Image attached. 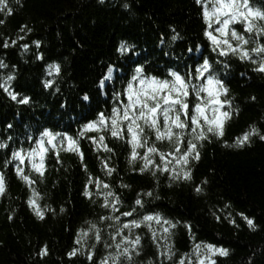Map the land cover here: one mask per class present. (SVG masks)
<instances>
[{
    "label": "trees",
    "instance_id": "obj_1",
    "mask_svg": "<svg viewBox=\"0 0 264 264\" xmlns=\"http://www.w3.org/2000/svg\"><path fill=\"white\" fill-rule=\"evenodd\" d=\"M7 2L13 14L0 12V21H5L0 23V61L7 64L6 68H0V84L14 75L11 89L21 97H30L31 102L24 105L13 101L0 88V143L9 145L0 149V170L6 172L7 181V192L0 197V264H93V261L100 264L105 257L115 255V243L121 238H110L108 233L114 234L115 229L108 226L110 222L102 221L104 215H113L110 209L101 207L104 193L109 190L124 201L121 211L130 210L139 193L154 192L158 198L143 197L145 213H160L180 223L169 237L176 252L174 261L187 255L186 264H190L195 259L192 254L195 244L203 242L229 250V256L215 258L217 264H264V140L253 136L243 148L224 146L236 145L237 138L252 128L264 134V74L254 70L255 64L236 56H217L205 35L208 26L202 3L198 0ZM250 4L264 9V0H250ZM211 7L209 4L210 10ZM24 25L28 30L22 32ZM232 27L243 33V24ZM176 33L180 38L173 41ZM20 36L26 38L19 40ZM5 40L9 44L18 43L4 48ZM36 41L40 42L39 47ZM122 43L132 46V50L121 55L118 49ZM201 57L212 62L227 59L230 68L224 79L230 89L228 98L239 113L225 125L222 139L203 145L200 161L191 165L192 182L173 181L170 173H158L157 177L141 174L143 161L130 163L131 144L112 138L110 133L105 134V143L112 152H105L103 147L97 151L98 145L85 138L79 140L83 163L76 153L61 149L59 158L54 150L49 151L43 178H37L26 165L25 172L37 181L31 187L6 163L11 160L12 150L35 148V141L44 129L79 139L78 132L84 124L97 119L100 112L110 114L111 90L121 91L138 64L145 67L149 76L165 79L169 70L183 75L186 66L192 69L202 63ZM55 64L60 65V73L50 75L49 66ZM113 66L121 70L117 73L120 79L106 81V87L101 89L100 81ZM47 81L55 83L48 88ZM85 95L89 100L83 99ZM9 124L13 127L9 128ZM29 137L35 139L29 142ZM157 146L161 151L170 150L166 144ZM144 151L139 150L141 155ZM104 161L117 170L111 176L106 175ZM157 162L162 163L158 158ZM172 166L180 168L175 162ZM89 179L108 183L111 189L101 187L97 195L93 184L90 189L93 198L89 200L84 196ZM206 179L209 181L206 194L197 195L195 187ZM34 191L38 194L35 197ZM33 198L45 212L43 220L28 204ZM241 214L253 219L255 228H249ZM229 215L235 219V225ZM121 219L127 222L129 218ZM93 223L104 230L103 242L95 244L89 237L86 251L70 258L68 253L80 247L76 244L80 230L87 231ZM186 224L192 225L191 233L184 227ZM134 231L144 239L142 254L134 258L133 264H160L159 252L167 251L165 241H153L151 233L143 228ZM159 232L162 228L158 229V238ZM45 245L48 255L40 259L37 252ZM93 245L96 255L89 261ZM164 264L170 262L165 260Z\"/></svg>",
    "mask_w": 264,
    "mask_h": 264
},
{
    "label": "snow or ice",
    "instance_id": "obj_2",
    "mask_svg": "<svg viewBox=\"0 0 264 264\" xmlns=\"http://www.w3.org/2000/svg\"><path fill=\"white\" fill-rule=\"evenodd\" d=\"M20 3V0H16ZM204 8L203 16L208 30L205 35L213 45V51L218 57L230 58L238 57L240 60L251 62L256 65V72L264 74V9L255 8L250 4V0H198ZM211 4V10L209 9ZM0 12H6L8 15L13 14V9L8 6L7 0H0ZM5 21H0L4 23ZM243 24V33L238 32L232 27L234 24ZM218 25V27H214ZM28 30V26L24 25L21 31ZM175 33V30L173 29ZM26 37L20 36L19 40ZM179 34L172 36V40L179 39ZM259 38V39H258ZM18 41H12L11 44L5 40L3 47H14ZM36 46H40V42L36 41ZM163 43V41H162ZM249 45L255 47L249 48ZM28 45L24 46L27 51ZM132 46L122 43L118 51L123 55L130 52ZM192 52L193 49H188ZM138 55V54H137ZM39 59H43L40 56ZM202 63H198L192 69H187L182 75L179 71L169 70L167 77L161 79L158 76H149L143 65H137L130 80L126 81V86L121 91L111 90V99L113 106L110 114L106 115L100 112L97 119L84 124L78 132V137L74 138L67 133H54L51 129H44L40 132L39 139L35 141V148H29L27 151L23 147H19L11 151V160L6 161L7 164L15 168L16 174L29 187L37 181L27 174L22 167L25 162L31 164L32 172L37 178H43L46 172L45 161L50 150H54L57 158H59L61 149L68 152H74L79 155L81 162L84 161V153L80 149L79 140L89 138L93 144H97V151L103 147L105 152H112L105 143L106 133H110L111 137L117 140L125 141L131 144L130 163L135 164L137 160L143 161L140 173H151L153 177H157L158 173H170V179L179 182H192V163L199 162L201 159V148L206 142L222 139L225 135V125L234 115H238L239 110L234 106L232 99H229L230 89L226 86L225 79L229 74L230 65L227 59H217L215 62L207 58L201 57ZM220 65V68L215 67ZM7 64L0 61V68H6ZM60 65H50L49 74L55 72L60 73ZM121 71L117 67H109L107 74L100 81L99 87L104 89L106 81L120 79L117 73ZM15 79L14 75H9L0 88L10 96L13 101L27 105L31 102L30 97H21L18 93L11 89V81ZM199 81V82H197ZM55 81H47L45 87L51 88ZM59 92L60 89L56 88ZM85 101L89 97H83ZM255 100V97H252ZM9 128L13 126L8 125ZM89 133H98V136L89 137ZM155 136V142H152V135ZM253 136H259L264 140V134L256 128H252L242 137L237 138L236 145L225 144V147L243 148L251 143ZM11 139V137L9 138ZM31 140L32 138L29 137ZM166 144L169 151H161L157 146ZM66 145V147H65ZM7 143H0V149H7ZM144 149L143 155L139 150ZM157 158L162 163L157 162ZM171 158V159H170ZM178 163L180 168L172 166ZM103 166L107 169L106 175L111 176L117 170L115 167H109L108 162L104 161ZM87 165L84 164V171L87 172ZM158 182V180H157ZM96 187V194H100L101 187L111 189V185L101 180L89 179L86 185L84 196L92 200L93 193L90 190L92 185ZM209 181L204 180L194 191L197 195L206 194V186ZM128 188V185H121ZM7 192L6 172L0 170V197ZM38 195L34 191V197ZM147 196L156 199L154 192L139 193L134 205L128 211H121L124 201L114 191L104 193V203L101 207L110 209L113 215H104L102 221L110 222L109 227L114 228L115 232L108 233L113 240L116 237L121 239L115 243L116 253L110 254L100 261V264H133L134 258L142 254L143 236L136 234L135 229H146L151 233V239L159 243V239L165 241L167 251L159 252L160 264L164 261L170 264H186L188 256L185 255L178 261H174L176 252L174 244L169 242V237L174 235V230L180 226L179 222L167 219L160 213H145L146 201L143 199ZM29 206L40 219L45 218V212L36 203L35 199L28 200ZM52 211H55L54 209ZM119 213V215H117ZM139 216V219L136 217ZM242 218L247 222L249 228H255V221L241 214ZM121 217L129 218L127 222H123ZM220 220L219 215L216 216ZM228 218L232 224H236L235 219L229 215ZM158 226V227H154ZM188 232H192V225L186 224ZM162 228V232L158 229ZM103 229L97 224H91V227L85 231L80 230L76 239L79 248H74L69 252V257H74L79 253L86 251L85 245L88 238L92 237L95 244L103 242ZM105 247H108L105 244ZM48 247L45 245L43 249L38 250L37 257L43 259L48 255ZM195 259L190 264H217L216 257L229 256V250L224 247H218L214 244H205L203 242L196 243L193 252ZM95 246L88 253L89 261H93L95 257ZM123 258V259H122ZM94 264V261H93Z\"/></svg>",
    "mask_w": 264,
    "mask_h": 264
}]
</instances>
